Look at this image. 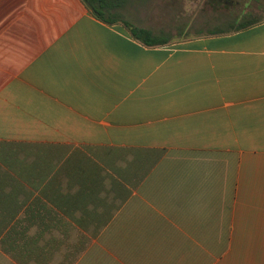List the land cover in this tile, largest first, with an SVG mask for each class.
Returning a JSON list of instances; mask_svg holds the SVG:
<instances>
[{"label":"crops","instance_id":"crops-1","mask_svg":"<svg viewBox=\"0 0 264 264\" xmlns=\"http://www.w3.org/2000/svg\"><path fill=\"white\" fill-rule=\"evenodd\" d=\"M115 18L0 0V264H264V21Z\"/></svg>","mask_w":264,"mask_h":264},{"label":"rangeland","instance_id":"rangeland-1","mask_svg":"<svg viewBox=\"0 0 264 264\" xmlns=\"http://www.w3.org/2000/svg\"><path fill=\"white\" fill-rule=\"evenodd\" d=\"M123 14L107 12L148 28L178 44L217 29L229 30L237 21H264V0H120ZM213 27H207V25Z\"/></svg>","mask_w":264,"mask_h":264},{"label":"trees","instance_id":"trees-1","mask_svg":"<svg viewBox=\"0 0 264 264\" xmlns=\"http://www.w3.org/2000/svg\"><path fill=\"white\" fill-rule=\"evenodd\" d=\"M88 6H90L93 10L94 15L98 18L113 24L118 22L116 18L106 17L107 9H109L112 4L116 0H85ZM120 1V0H119ZM109 13V12H108ZM261 21H251V20H244L242 22L237 21V23L229 30L217 29L209 32V34L217 35V34H226V33H234L239 32L244 29L250 28ZM122 24L128 29L131 36L148 47H157V46H164L169 43L168 38L156 35L152 30L140 26H136L128 21H122Z\"/></svg>","mask_w":264,"mask_h":264}]
</instances>
